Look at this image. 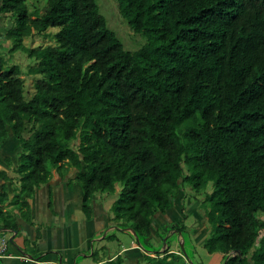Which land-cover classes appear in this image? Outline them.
<instances>
[{"label":"trees","instance_id":"1","mask_svg":"<svg viewBox=\"0 0 264 264\" xmlns=\"http://www.w3.org/2000/svg\"><path fill=\"white\" fill-rule=\"evenodd\" d=\"M44 1L0 0L4 45L34 61L29 91L0 55V145L17 142L18 197L73 171L85 217L96 197L111 200L110 223L144 251L101 264H190L169 240L162 251L151 243L191 241L188 197L209 229L206 253L264 264V0H116L148 39L135 52L95 0ZM34 35L54 44L26 47ZM178 206L180 223L156 226ZM0 219L15 227L1 208Z\"/></svg>","mask_w":264,"mask_h":264},{"label":"crops","instance_id":"2","mask_svg":"<svg viewBox=\"0 0 264 264\" xmlns=\"http://www.w3.org/2000/svg\"><path fill=\"white\" fill-rule=\"evenodd\" d=\"M8 24L10 26L7 27ZM9 27L11 22L5 25L0 18V33H5ZM19 153L17 142L10 134L9 139L0 145V208L15 227L4 226L6 221L0 219V237L9 242L5 257L0 259L2 264H101L109 258L108 255L113 259L122 254L134 263L144 253L131 230H120L110 223L108 210L111 200L101 201L96 197L93 216L85 217L82 190L72 179L73 171L65 178L54 173L49 184L37 189L26 202L22 201L18 197L20 184L16 173ZM194 215L198 217L196 211ZM176 219H182L179 206L170 210L165 219H158L156 226L161 228ZM189 230L193 253L199 256L205 251L202 244L208 235L201 239L198 237L201 228ZM116 232L130 237L128 246L123 245ZM108 236L114 239L107 240ZM154 242L160 244L157 237ZM181 243L183 239L178 236L170 251L176 252ZM94 252L99 255V263L93 261ZM221 263V256L213 254L211 264Z\"/></svg>","mask_w":264,"mask_h":264},{"label":"rangeland","instance_id":"3","mask_svg":"<svg viewBox=\"0 0 264 264\" xmlns=\"http://www.w3.org/2000/svg\"><path fill=\"white\" fill-rule=\"evenodd\" d=\"M95 1L99 7L100 13L105 17L108 27L116 34V36L118 37L120 42L123 44V46L126 50L131 51V52H135V51L141 49L148 42V39L146 36L134 33L130 29L127 22L119 18L118 11H116L117 10L116 0H95ZM37 2L39 4H41L42 7L43 6L45 7V1L44 0H37ZM0 18L3 20L5 25H6V22L9 23V20L4 18L3 15H1ZM8 26H10V25L8 24L7 27ZM54 30L57 31V29H54ZM51 32H53V31H51ZM3 35H4V33H0V55L5 57V59L7 60V63L17 64L20 66V68L22 70V74H23L25 87L27 90L31 91L33 89V83H34L33 80L34 79L32 77L28 76L26 73L28 72L29 67L32 66L34 61L32 59L28 58L21 51H16L13 54L9 53V47L10 46L4 45V42L2 39ZM23 42H24V45L26 47H29V48H38V47H44L46 45H53L54 44V41H53V38L51 35H48L45 37L34 35L32 37L25 38ZM73 146L75 147L76 145L73 144ZM104 199H106V198H102V201ZM184 204L186 206V213L188 215V219L185 222L186 225H188L189 229L190 228L191 229L201 228V233L198 237H200L201 239H204L209 234V229L207 228L206 224L203 221L197 222L195 220L197 216L194 215L195 211L198 212V206L197 205L199 203L197 204L195 201H193L192 199L187 197ZM173 211H171V213ZM197 215H198V213H197ZM170 219L173 220L172 217ZM176 222L180 223V221H178L177 219H176ZM170 223H174V222L171 221ZM115 234L118 237H121V240H123V245H125V246L129 245L130 237H128L126 235L121 236V234H122L121 232H116ZM262 235H264V230H262L260 232V236H262ZM167 238H168V236H165L163 239V243H161V244H156L154 242V239H152L151 240L152 248L153 249L155 248L156 251H162L163 248L166 247L165 246L166 240H169V242L171 243L170 245H172V244H175L177 237L170 238V239H167ZM190 243H192V241L191 242L188 241V238L185 237V242L183 244V249L185 252L183 253V257H184V254H187L188 257L190 258V260H189L190 264H211L212 255H209L208 253H206V251H202L201 255L198 256V254H196V252L193 253V250H192ZM257 246H258V243H257ZM197 247L198 246L195 245V248H197ZM179 248H180V244H179Z\"/></svg>","mask_w":264,"mask_h":264},{"label":"built area","instance_id":"4","mask_svg":"<svg viewBox=\"0 0 264 264\" xmlns=\"http://www.w3.org/2000/svg\"><path fill=\"white\" fill-rule=\"evenodd\" d=\"M8 240L5 237H0V259H3L6 255L8 248ZM25 258V257H23Z\"/></svg>","mask_w":264,"mask_h":264},{"label":"water","instance_id":"5","mask_svg":"<svg viewBox=\"0 0 264 264\" xmlns=\"http://www.w3.org/2000/svg\"><path fill=\"white\" fill-rule=\"evenodd\" d=\"M132 232V231H131ZM132 234H133V236L135 237V239H136V241L138 242V239H137V237L135 236V234L132 232ZM180 248H181V251L183 252L184 251V249H183V244L181 243V245H180ZM240 255V254H239Z\"/></svg>","mask_w":264,"mask_h":264}]
</instances>
